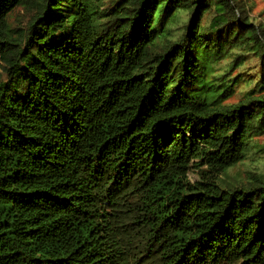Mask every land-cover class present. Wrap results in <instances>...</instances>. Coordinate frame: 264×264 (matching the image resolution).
Returning a JSON list of instances; mask_svg holds the SVG:
<instances>
[{
  "label": "trees",
  "instance_id": "1",
  "mask_svg": "<svg viewBox=\"0 0 264 264\" xmlns=\"http://www.w3.org/2000/svg\"><path fill=\"white\" fill-rule=\"evenodd\" d=\"M263 133L237 0H0V264H264Z\"/></svg>",
  "mask_w": 264,
  "mask_h": 264
},
{
  "label": "rangeland",
  "instance_id": "2",
  "mask_svg": "<svg viewBox=\"0 0 264 264\" xmlns=\"http://www.w3.org/2000/svg\"><path fill=\"white\" fill-rule=\"evenodd\" d=\"M237 4L240 10H242V14L251 18L254 22H258L264 28V0H237ZM21 12V11H20ZM26 22V16L22 18V21H15V26L24 25ZM243 84L239 85L235 90V94L230 97L227 102H236L240 99V91L243 88ZM258 144L262 151L254 153L251 152L250 155L240 164L233 167L228 172V179L231 181L241 180L243 181L250 172L264 170V133L258 137H256ZM191 179H195V175L192 174Z\"/></svg>",
  "mask_w": 264,
  "mask_h": 264
}]
</instances>
